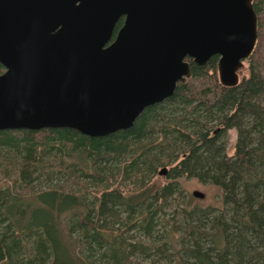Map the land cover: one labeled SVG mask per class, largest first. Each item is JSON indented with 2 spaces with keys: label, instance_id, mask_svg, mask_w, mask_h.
Listing matches in <instances>:
<instances>
[{
  "label": "rangeland",
  "instance_id": "rangeland-1",
  "mask_svg": "<svg viewBox=\"0 0 264 264\" xmlns=\"http://www.w3.org/2000/svg\"><path fill=\"white\" fill-rule=\"evenodd\" d=\"M253 5L259 21L257 42L232 87L250 79L253 62L263 87L255 103L259 107L241 117L240 134L231 131L228 152L230 101L218 106L189 97L183 89L189 78L157 103L158 115L151 116L143 137L130 138L124 147L119 136L113 140L123 147L118 156H98L97 137L80 132L70 138L48 129L28 136L20 130L0 133V241L11 244L3 264L50 262L48 227L32 226L18 234L10 225L3 211L10 191L53 193L63 209L84 203L88 219L100 227L85 228L76 218L70 223L74 237L85 245L82 253L89 264H176L177 256L186 264H264V240L254 237L264 229V0H253ZM218 60L207 72L218 75ZM197 73L192 70L190 79ZM80 135L87 137L84 143ZM208 135L214 138L210 144ZM92 145L90 169L84 171L71 158ZM242 147L252 152L243 174L234 169ZM228 159L231 168L215 169ZM113 190L117 198L103 200L105 192ZM195 190L205 197L194 196ZM222 234L223 246L215 242ZM239 234L249 245H238Z\"/></svg>",
  "mask_w": 264,
  "mask_h": 264
},
{
  "label": "water",
  "instance_id": "water-1",
  "mask_svg": "<svg viewBox=\"0 0 264 264\" xmlns=\"http://www.w3.org/2000/svg\"><path fill=\"white\" fill-rule=\"evenodd\" d=\"M258 28L253 0H0V131L128 129L192 62L218 56L221 84L236 85Z\"/></svg>",
  "mask_w": 264,
  "mask_h": 264
},
{
  "label": "trees",
  "instance_id": "trees-1",
  "mask_svg": "<svg viewBox=\"0 0 264 264\" xmlns=\"http://www.w3.org/2000/svg\"><path fill=\"white\" fill-rule=\"evenodd\" d=\"M218 59V56H213L205 65L201 66L194 62H192V70H196L197 77L189 78V80L183 85V89L189 97H192L195 100L202 101V103H206L208 105H226L228 101L231 104V114L228 115L227 125L230 127L226 130V152L227 149L232 143V134L231 131L235 130L238 134H240V122L241 117L245 113L251 114L253 113L258 106L255 103L258 102L257 95L261 91L263 87V83L260 77L255 75V70L257 65L255 62L251 64L250 72H252V76L250 79L245 81L241 87H227L221 84L219 80V76L216 73H209L208 65L213 64L215 60ZM214 68V66H212ZM217 69V68H216ZM4 71V66L0 63V74ZM179 88V86H177ZM178 93V91H177ZM175 94L174 97H176ZM158 104L147 107L141 115L136 119L134 124L124 130H120L105 136H96L98 143V147L96 148V153L100 157L105 156H118L121 153V148L125 146L126 141L130 138H141L145 135L148 127V123L151 120V116H157L155 113V109ZM258 114V112H257ZM229 123V124H228ZM55 133H61V136L65 138L72 137L73 133H77L78 131L69 129V128H45ZM15 130V129H14ZM28 135L34 134L39 130H28V129H17ZM44 130V129H43ZM12 131V129L1 130L0 133H8ZM119 136V139L122 141L123 147L121 144L113 143ZM93 137V136H92ZM82 143H84V139H87L86 136L80 135ZM206 143L210 144L213 142L214 138L207 136L205 139ZM30 141V140H29ZM241 139L238 138L240 143ZM236 142L235 149H239L238 143ZM92 147L85 148L84 150L79 151L72 155L71 160L77 164H79L84 171L90 169V165L87 160V155L92 152ZM239 157H237L236 167L234 168L236 172L244 173L247 161L250 160L251 153L250 149H246L242 147ZM91 150V151H89ZM94 150V149H93ZM252 151V149H251ZM189 156H187L188 158ZM186 158V159H187ZM210 158V157H209ZM233 156L230 158L232 159ZM211 159V158H210ZM228 159L226 163L218 162L216 166V170L219 168V171H223L222 169L231 168L228 165L230 161ZM188 160V159H187ZM186 160V161H187ZM209 160V159H208ZM210 161V160H209ZM212 163V162H211ZM209 164V163H208ZM207 164V165H208ZM209 167H212L209 164ZM225 167V168H224ZM190 170V169H189ZM218 171V170H217ZM221 192H225V187L218 186ZM118 191L113 190L110 192H105L103 200L114 197L117 198ZM121 195V194H120ZM191 199H193L191 197ZM263 201V199L261 200ZM106 203V200H105ZM261 203V202H259ZM252 204V203H251ZM262 204V203H261ZM250 208V207H249ZM3 211L7 215V218L10 222V225L15 229L16 233L20 234L24 232L26 229H29L32 226H46L49 228L50 235V262L49 264H89V261L85 258L82 253L83 248H85L84 244L74 237L72 233V227L70 223L71 218H76L78 221L80 220L81 225L85 228L93 227L97 229L100 227L99 224L91 223L87 216V207L82 202H77L74 205L69 206L68 208L63 209L55 194L53 193H29L25 195H20L18 193H14L10 191L6 195V199L3 206ZM251 217H254V214H250ZM264 218V215L261 216ZM253 221H257L253 218ZM252 221V222H253ZM260 222V221H259ZM256 223V222H255ZM262 223V222H261ZM246 224V225H245ZM248 222L241 223L242 226H247ZM223 225V224H222ZM240 225V226H241ZM248 227H250L248 225ZM252 227V225H251ZM259 234V235H258ZM261 234V235H260ZM257 236V237H256ZM237 241L238 245L244 247L249 245L248 239L245 236H240ZM256 238H262L264 240V229L260 231H256L254 234ZM16 238V237H15ZM215 242L218 245H222L226 243V239L223 236H217L215 238ZM227 242H230L227 240ZM10 244V243H9ZM11 245V244H10ZM6 243L4 239L0 241V264H3L8 260V256H10L11 247ZM254 253L256 251L253 250ZM176 264H186L183 259L179 256L175 258ZM120 264V263H118ZM225 264V263H224ZM228 264V263H227Z\"/></svg>",
  "mask_w": 264,
  "mask_h": 264
},
{
  "label": "flooded vegetation",
  "instance_id": "flooded-vegetation-1",
  "mask_svg": "<svg viewBox=\"0 0 264 264\" xmlns=\"http://www.w3.org/2000/svg\"><path fill=\"white\" fill-rule=\"evenodd\" d=\"M125 19H126L125 15H124V16H121V17L118 19V21L116 22V24H115V26H114V29H113V32H112L111 39L109 40V42H108L107 45L113 43V42L116 40L117 35H118L120 29L124 26ZM4 71H5V67H4ZM4 71H3V72H4ZM3 72H2V73H3ZM2 73H1V74H2Z\"/></svg>",
  "mask_w": 264,
  "mask_h": 264
}]
</instances>
